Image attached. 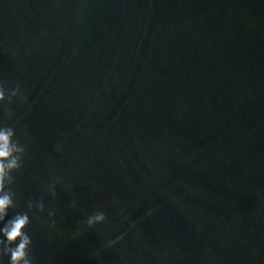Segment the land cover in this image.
<instances>
[{
  "label": "water",
  "instance_id": "water-1",
  "mask_svg": "<svg viewBox=\"0 0 264 264\" xmlns=\"http://www.w3.org/2000/svg\"><path fill=\"white\" fill-rule=\"evenodd\" d=\"M0 82L34 264H264V0H0Z\"/></svg>",
  "mask_w": 264,
  "mask_h": 264
},
{
  "label": "clouds",
  "instance_id": "clouds-1",
  "mask_svg": "<svg viewBox=\"0 0 264 264\" xmlns=\"http://www.w3.org/2000/svg\"><path fill=\"white\" fill-rule=\"evenodd\" d=\"M14 97H17L20 102H24L26 99L20 93L19 84L5 88L0 82V109L9 118L13 113L5 102H12ZM15 136L16 131L13 126L0 120V264H34L31 254L33 240L29 234L28 226L31 223L30 214H33V209L35 212H43L44 204L42 201L29 199L24 209L15 210L17 208L15 193L11 188L14 181L13 173L21 168L25 151L24 145ZM48 191L51 195H55L53 184H49ZM71 203L74 207L76 206L75 201ZM47 215L51 217L53 212L49 210ZM105 220V213L95 210L84 218L83 224L87 228H92ZM55 223L54 220H50L48 227H54ZM79 234V230L72 232L73 237ZM116 239L119 240L120 237ZM107 243L112 244L114 241L109 240Z\"/></svg>",
  "mask_w": 264,
  "mask_h": 264
}]
</instances>
